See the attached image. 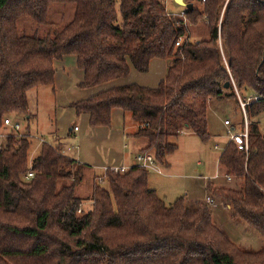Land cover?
<instances>
[{
  "label": "trees",
  "instance_id": "trees-1",
  "mask_svg": "<svg viewBox=\"0 0 264 264\" xmlns=\"http://www.w3.org/2000/svg\"><path fill=\"white\" fill-rule=\"evenodd\" d=\"M185 2L192 7L183 16L161 0H0V132L9 116L33 118L29 92L55 88L54 62L67 55L84 71L82 88L126 77L131 64L146 72L153 58H166L157 87L115 86L71 106L90 115V127L111 126L112 111L122 109L136 127L127 137L167 165L184 131L211 139V100L229 97L240 107L233 78L242 97L259 95L247 106L249 150L227 141L219 156L225 175L242 186L207 188L264 241V0ZM53 4H73V18L54 25ZM25 17L48 31L23 30ZM202 21L208 38L191 41L190 26ZM31 145L15 131L0 142V264H264V246L232 241L206 201L189 206L183 195L167 203L149 186L150 169L108 168L85 198L76 190L87 164L47 141L31 161Z\"/></svg>",
  "mask_w": 264,
  "mask_h": 264
},
{
  "label": "crops",
  "instance_id": "crops-1",
  "mask_svg": "<svg viewBox=\"0 0 264 264\" xmlns=\"http://www.w3.org/2000/svg\"><path fill=\"white\" fill-rule=\"evenodd\" d=\"M202 22L207 23L206 21ZM54 67L56 70L54 85L55 88L52 87L51 92L53 94L54 107L56 109V122L54 128L49 130V133L52 136V140L50 143L58 145L61 148V151L75 158L80 163L87 164L89 166V168H87L88 171L90 173H94L96 176L103 175L105 173V167L107 166L117 165L131 167L132 165H135V157L141 151L143 147V141L141 139H133L127 137V134L133 133L136 128L130 116L125 115L122 109L115 108L112 111L111 126L90 127V115L87 113L78 115L74 107L71 106V103L89 98L92 95H95L106 89L130 83H138L148 87H157L161 80H163L167 76L169 67L168 59L153 58L150 62L149 69L146 72L138 71L131 64V71L126 77H119L107 83L89 88H82L79 86V84L84 79V71L78 67L77 57L75 55H67L62 60H56L54 62ZM230 99L233 98L223 97L220 99H213L209 102V108L212 106L213 109H217L220 114H228L231 111H235ZM237 106V112L241 111V108L238 104ZM31 110L32 106L30 102V113L32 114ZM18 117L20 118V121H16L21 124L20 129H22L23 120L20 116ZM226 119L231 120L232 127L234 128H239V125L242 123L241 122L240 124H235L231 118L226 117L223 120L224 125H226ZM24 123L29 122L25 120ZM75 127H78V130H75ZM226 127V135L228 136L229 127L227 125ZM29 128L30 127L28 125L26 131H23L25 135H28V133H30ZM209 131L213 137L214 133L212 134V132L214 131L210 130V125ZM220 131L223 130H218V133L215 134L217 137L223 136V133L221 134ZM191 135L195 134L191 132ZM43 141H45L43 137H40L39 141H36L35 145L38 146L37 153L39 152L41 146L40 143H42ZM216 145L219 144L216 143L215 147ZM168 161L169 164L167 165L158 163L159 169H152L154 171L151 172L154 173L153 175L149 172V186L155 189L158 195L162 197L167 203H172L178 197L183 195H185L188 200L189 198L187 196L189 192L181 194V192H183L184 190L185 185H183V181L185 180H182V182L180 183L176 181V179L174 178L173 169L171 168L172 165L170 159H168ZM186 176L193 177V182L195 181V183L193 184H196V186L198 185V182H204L203 190L205 191V196H190L189 200L193 206L197 200H203L210 205L212 213H214V209L220 207L224 211V213L228 212V214L232 218V208L229 204H226L222 201L219 203H214V200L210 202L208 201V198H212L207 194L208 183H215L216 181H220V174L216 175L210 173L209 175L197 174ZM229 181H233V179L228 180V182ZM221 186L225 185L221 184ZM175 195L176 197L172 200L171 198H173V196ZM218 226L226 234L223 226L219 223Z\"/></svg>",
  "mask_w": 264,
  "mask_h": 264
},
{
  "label": "rangeland",
  "instance_id": "rangeland-1",
  "mask_svg": "<svg viewBox=\"0 0 264 264\" xmlns=\"http://www.w3.org/2000/svg\"><path fill=\"white\" fill-rule=\"evenodd\" d=\"M161 1L166 4L169 11H172L174 13H181L186 7L185 0ZM73 14V4H53L51 6V9L49 10L48 16L52 21H54V25H61L63 23L69 22L73 18ZM21 28L31 33L37 31L39 28L38 31L41 35H44L48 31V27H39L29 17H25L21 20ZM209 31V27L205 22H199L198 24L190 26L187 37L190 38L191 41L208 38ZM51 88L52 86L47 85L39 86L30 91V102L32 106L31 111L33 114V118L28 121L29 123H24L26 119L22 116L21 119L23 120V127L19 131H15L19 133V135H25L23 131H26L27 126L29 125V132L31 134L28 133V135L32 140L30 149L31 161L38 151V146L35 145L36 141H39L40 137H43L47 142H51L52 140V136L50 135L49 130L53 129L55 126L56 109L54 107V99ZM230 100L235 111H231L228 114H220L219 111L217 109H213L212 106L209 108L210 130L214 131L212 132V134L214 133L213 137H211L210 140L203 141L200 137L191 135V132L189 130L184 131L176 139V142L179 145L178 149L169 157V159L176 181L180 183L182 182V180H185L183 181V185H185L184 190L183 192H181V194L189 192L187 196L189 199L192 195L205 196V191L203 190L204 182H198V185L196 186V184H193L195 183V181L193 182L194 178L186 175H209L210 173L216 175L220 174V181H216L214 183L216 186H221V184L232 188H241L242 186L241 182L236 181L235 179L228 182V177L227 175L225 176V169L219 166L218 160V156L219 154H221L228 140V136L226 135L225 130L227 129V127L223 123L224 118H231L235 124H240L242 122L239 127L243 126L242 112H237L238 106L237 102H235L236 100ZM12 120L13 122L16 120L20 121V118L18 116H12ZM260 127L262 133L264 134V114H262L260 117ZM218 130H223L220 131L221 134L223 133V136L217 137L215 135L216 133H218ZM10 131L14 130L12 126L7 125L6 129H3L0 132V142L5 141V138ZM216 143L219 144L218 148L215 147ZM41 144L42 143H40V145ZM149 172L151 173L154 171L150 169ZM151 174L153 175L154 173ZM95 176L96 175L94 173H90L87 169L85 171L83 180L77 187V194L85 198L89 197L92 193ZM103 184L106 185V183ZM207 194L213 198L214 203H219L221 201L224 202L223 200L214 197L209 191ZM175 197L176 195L171 199L173 200ZM189 199L187 200L188 205L193 206ZM213 221L217 225L218 223L221 224L228 237L244 249L258 251L264 246V241L261 234L254 227L243 220L234 218L233 215L231 218L228 212L224 213V211L220 207L214 209Z\"/></svg>",
  "mask_w": 264,
  "mask_h": 264
},
{
  "label": "built area",
  "instance_id": "built-area-1",
  "mask_svg": "<svg viewBox=\"0 0 264 264\" xmlns=\"http://www.w3.org/2000/svg\"><path fill=\"white\" fill-rule=\"evenodd\" d=\"M181 14L183 16H185L183 11L181 12ZM182 42H183V38H180L176 44L180 45ZM232 82H233L235 90L238 94L240 108H241V111L243 113V126H241L239 128H234V127H232L231 120L226 119L225 124L229 127L228 141H233L238 146L239 150L248 151L249 150V115H248V111H247V106L249 103H251L255 100H258L259 95L252 93V94L248 95L246 98H244L241 96L233 78H232ZM5 124L12 126L14 131H19L21 128V124L18 121L13 122L12 116L7 117L5 119ZM75 130H78V127H75ZM218 147H219V145H216V148H218ZM135 159H136V164L143 167V168L159 169L158 162H157L155 156L150 152L140 151L136 155ZM108 168H110L111 170H113L115 172H119V171L124 172V171L128 170L130 167L111 165V166L105 167V170H107ZM29 176H33V173L30 172ZM231 179H232V177L228 176V180H231ZM212 200H213L212 198H208L209 202Z\"/></svg>",
  "mask_w": 264,
  "mask_h": 264
},
{
  "label": "water",
  "instance_id": "water-1",
  "mask_svg": "<svg viewBox=\"0 0 264 264\" xmlns=\"http://www.w3.org/2000/svg\"><path fill=\"white\" fill-rule=\"evenodd\" d=\"M187 6L192 7V4H188ZM228 86H229V83L226 84V87H228Z\"/></svg>",
  "mask_w": 264,
  "mask_h": 264
}]
</instances>
